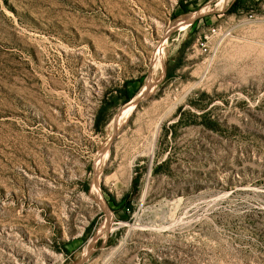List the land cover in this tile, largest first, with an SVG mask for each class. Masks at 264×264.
<instances>
[{"label":"rangeland","instance_id":"374dc122","mask_svg":"<svg viewBox=\"0 0 264 264\" xmlns=\"http://www.w3.org/2000/svg\"><path fill=\"white\" fill-rule=\"evenodd\" d=\"M235 1L0 0V264H264V0Z\"/></svg>","mask_w":264,"mask_h":264},{"label":"trees","instance_id":"16d2710c","mask_svg":"<svg viewBox=\"0 0 264 264\" xmlns=\"http://www.w3.org/2000/svg\"><path fill=\"white\" fill-rule=\"evenodd\" d=\"M242 1L243 0H236L235 3L233 4L234 9L238 8L239 7V3L242 2Z\"/></svg>","mask_w":264,"mask_h":264}]
</instances>
